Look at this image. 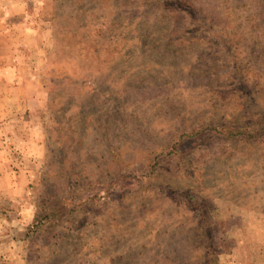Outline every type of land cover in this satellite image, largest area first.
Instances as JSON below:
<instances>
[{
  "label": "rangeland",
  "instance_id": "374dc122",
  "mask_svg": "<svg viewBox=\"0 0 264 264\" xmlns=\"http://www.w3.org/2000/svg\"><path fill=\"white\" fill-rule=\"evenodd\" d=\"M0 264H264V0H0Z\"/></svg>",
  "mask_w": 264,
  "mask_h": 264
},
{
  "label": "trees",
  "instance_id": "16d2710c",
  "mask_svg": "<svg viewBox=\"0 0 264 264\" xmlns=\"http://www.w3.org/2000/svg\"><path fill=\"white\" fill-rule=\"evenodd\" d=\"M42 226H43V222L40 221L37 217L35 218L34 223L31 226V230L33 231L34 234H37L38 232L42 233Z\"/></svg>",
  "mask_w": 264,
  "mask_h": 264
}]
</instances>
